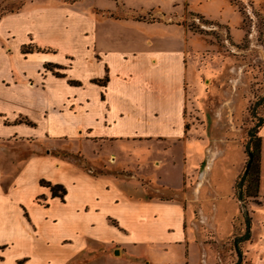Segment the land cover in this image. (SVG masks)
<instances>
[{
	"label": "crops",
	"instance_id": "1",
	"mask_svg": "<svg viewBox=\"0 0 264 264\" xmlns=\"http://www.w3.org/2000/svg\"><path fill=\"white\" fill-rule=\"evenodd\" d=\"M186 8L22 0L0 13V264H170L145 259L152 244L167 256L176 244L201 246L191 202L140 196L151 174L138 167L162 162L177 182L197 169L198 190L213 165L198 166L204 145L187 113L200 73ZM257 134L264 210V122ZM68 137L98 149L53 143ZM40 179L61 184L62 196ZM260 243L253 264H264Z\"/></svg>",
	"mask_w": 264,
	"mask_h": 264
},
{
	"label": "rangeland",
	"instance_id": "2",
	"mask_svg": "<svg viewBox=\"0 0 264 264\" xmlns=\"http://www.w3.org/2000/svg\"><path fill=\"white\" fill-rule=\"evenodd\" d=\"M21 1L0 0V13L15 9ZM185 1L189 8L182 21L189 27V37H193L188 43L196 46L193 54L200 73L189 95L192 103L187 113L194 134L204 145L198 166L213 165L205 171L198 190L193 188L197 169L185 173L177 182L162 169V162L138 165L151 174L140 196L188 199L192 204L188 218L202 244L192 243L187 252L183 245L176 244L167 256L154 243L145 259L158 262L165 257L170 264H253L264 239V210L259 206V194L254 199H237L235 185L246 184L240 176L247 160L249 130L257 134V124L264 121V0H228L231 5L224 0ZM174 7L181 6L166 9L171 13L177 11ZM172 34L178 36L176 32ZM20 141L25 139H17ZM53 143L89 154L98 149L83 137L54 139ZM138 153L135 150L133 156ZM97 170L104 171L100 166L93 168ZM249 177L251 187L257 183L258 189L254 171ZM178 183V188L167 191L168 184ZM201 204L202 211L198 209ZM247 218L249 237L239 240L235 248L233 239L245 231Z\"/></svg>",
	"mask_w": 264,
	"mask_h": 264
},
{
	"label": "trees",
	"instance_id": "3",
	"mask_svg": "<svg viewBox=\"0 0 264 264\" xmlns=\"http://www.w3.org/2000/svg\"><path fill=\"white\" fill-rule=\"evenodd\" d=\"M264 122V121H263ZM263 122L258 123L257 125H261ZM245 151L247 153L248 165L246 169L242 172L240 176V180H245L246 184L242 187L241 182L235 185V196L239 200H243L244 197H253V199L257 196V183L249 184L251 180L250 174L254 171L256 176L255 182L258 180V161H259V136L255 134V131L250 129L248 134V139L245 143ZM246 160V161H247ZM39 182L45 186H47L50 190L51 195L62 196L64 193V187L59 183H51L48 180L40 179ZM250 185V186H249ZM249 237V220L248 218L245 220V231L241 235H237L233 239V244L236 248V243L239 240L247 239Z\"/></svg>",
	"mask_w": 264,
	"mask_h": 264
},
{
	"label": "water",
	"instance_id": "4",
	"mask_svg": "<svg viewBox=\"0 0 264 264\" xmlns=\"http://www.w3.org/2000/svg\"><path fill=\"white\" fill-rule=\"evenodd\" d=\"M247 165H248V160L245 162L243 171L246 169Z\"/></svg>",
	"mask_w": 264,
	"mask_h": 264
}]
</instances>
